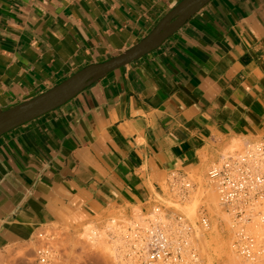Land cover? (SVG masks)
Returning a JSON list of instances; mask_svg holds the SVG:
<instances>
[{
  "label": "crops",
  "instance_id": "1",
  "mask_svg": "<svg viewBox=\"0 0 264 264\" xmlns=\"http://www.w3.org/2000/svg\"><path fill=\"white\" fill-rule=\"evenodd\" d=\"M180 1L0 0V109L127 50ZM261 140L264 0H211L160 47L0 136V253L162 204L172 173L197 177L234 141Z\"/></svg>",
  "mask_w": 264,
  "mask_h": 264
},
{
  "label": "built area",
  "instance_id": "2",
  "mask_svg": "<svg viewBox=\"0 0 264 264\" xmlns=\"http://www.w3.org/2000/svg\"><path fill=\"white\" fill-rule=\"evenodd\" d=\"M208 179L215 186L219 204L230 216L236 252L247 260L264 256V140L228 151L209 165ZM194 184L189 176L175 172L169 190L184 202ZM132 213V212H131ZM198 223L209 228L200 212ZM99 227L93 231L97 235ZM194 226L172 206L154 205L139 215L113 218L107 236L115 257L125 264H199L193 243ZM44 243L36 249L38 264H54L58 258L53 233H39Z\"/></svg>",
  "mask_w": 264,
  "mask_h": 264
},
{
  "label": "rangeland",
  "instance_id": "3",
  "mask_svg": "<svg viewBox=\"0 0 264 264\" xmlns=\"http://www.w3.org/2000/svg\"><path fill=\"white\" fill-rule=\"evenodd\" d=\"M244 146V143L234 141L226 148L224 153L242 150ZM208 168L197 177L188 175L194 184V188L184 202H180L179 198L169 190V196L163 198L164 204L172 206L174 211L185 214L193 224L194 233L192 234V239L197 251L199 264H264V256L256 260H247L236 252L230 216L219 204L215 186L208 179ZM152 207L154 206L143 210L141 207L135 206L131 214L137 216L143 211H150ZM201 211H204L210 220L209 228H203L198 223ZM129 214L121 213L113 218L118 219ZM111 219L103 225L92 223L84 224L80 227L56 225L52 228L42 229L37 232L34 241L21 246L17 251L13 252V255L17 253L14 261L11 260L12 254L11 256L9 254L7 257L8 261L6 260L4 264H38L36 261V249L44 243L43 238L38 237L41 232L55 235V247L58 249V258L54 264H125L115 257L107 236V226L110 224ZM96 227H99L98 234L93 235ZM8 258L13 262L11 263Z\"/></svg>",
  "mask_w": 264,
  "mask_h": 264
},
{
  "label": "water",
  "instance_id": "4",
  "mask_svg": "<svg viewBox=\"0 0 264 264\" xmlns=\"http://www.w3.org/2000/svg\"><path fill=\"white\" fill-rule=\"evenodd\" d=\"M211 0H181L138 43L116 56L78 70L49 90L11 108L0 109V136L65 104L94 82L160 47Z\"/></svg>",
  "mask_w": 264,
  "mask_h": 264
},
{
  "label": "bare ground",
  "instance_id": "5",
  "mask_svg": "<svg viewBox=\"0 0 264 264\" xmlns=\"http://www.w3.org/2000/svg\"><path fill=\"white\" fill-rule=\"evenodd\" d=\"M47 231V230H46ZM49 231V230H48ZM50 233V232H49ZM39 235V234H38ZM63 237V236H62ZM38 240V239H37ZM75 244V243H74ZM67 245V244H66ZM75 248V247H74ZM63 249H64V247H63ZM12 251V250H11ZM15 250H13V252H14ZM13 252H10V256H11V254H12V257H11V260H13L14 261V259L17 257L16 256V254L17 253H15L14 255H13ZM20 252V251H19ZM19 254V253H18ZM21 256V255H20ZM7 255H6V257H5V255H4V253H0V264H4L5 263V261L7 260ZM61 257V256H60ZM9 259V261H10V258H8ZM24 260H26V259H24ZM8 261V260H7ZM12 261V262H13ZM23 261V260H22ZM11 262V261H10ZM9 262V263H10ZM11 262V263H12ZM16 262V261H15ZM14 264V263H13ZM18 264H21V263H18Z\"/></svg>",
  "mask_w": 264,
  "mask_h": 264
}]
</instances>
